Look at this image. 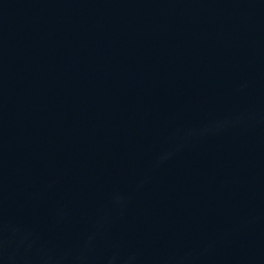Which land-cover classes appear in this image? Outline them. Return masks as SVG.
<instances>
[{
    "label": "water",
    "instance_id": "water-1",
    "mask_svg": "<svg viewBox=\"0 0 264 264\" xmlns=\"http://www.w3.org/2000/svg\"><path fill=\"white\" fill-rule=\"evenodd\" d=\"M0 264H264V0H0Z\"/></svg>",
    "mask_w": 264,
    "mask_h": 264
}]
</instances>
